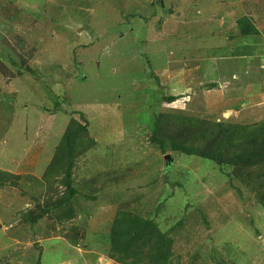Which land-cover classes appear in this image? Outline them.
<instances>
[{
	"label": "rangeland",
	"instance_id": "obj_1",
	"mask_svg": "<svg viewBox=\"0 0 264 264\" xmlns=\"http://www.w3.org/2000/svg\"><path fill=\"white\" fill-rule=\"evenodd\" d=\"M58 102L88 126L57 208L83 124ZM121 213L167 264H264V0H0V264H150L111 256Z\"/></svg>",
	"mask_w": 264,
	"mask_h": 264
},
{
	"label": "trees",
	"instance_id": "obj_2",
	"mask_svg": "<svg viewBox=\"0 0 264 264\" xmlns=\"http://www.w3.org/2000/svg\"><path fill=\"white\" fill-rule=\"evenodd\" d=\"M241 30L244 35H251L255 33L253 27L251 26L248 19H243L240 21ZM157 82V80H154ZM167 103H172L175 101L174 97H169ZM62 104L59 102L54 106L52 111L43 110L44 113H58L61 112L65 116H77L78 119L83 123L82 126L71 129L65 134L64 145L66 150L61 153L67 157V166L64 170V175L62 179V185L66 191V197L63 199L56 207H60L73 199L76 195V190L72 186V169L74 166L73 162V153L74 149V139L77 135L81 133L87 132V122L82 118L79 113H68L62 109ZM159 124L155 123V128L152 131L151 141L156 144L160 152L164 155L166 153V147L169 146L172 151L180 152L186 156H197L204 160H209L215 163L218 166L222 165V158L218 155L213 154L212 152H203L198 149H187L183 146L176 144L175 142H169L168 144L165 140L159 136ZM226 141H230L228 137L225 136ZM58 150L57 152H59ZM57 153L55 156H61ZM242 153L240 154V156ZM251 154L248 156V158ZM245 156L242 158L244 160ZM48 214V209L43 210L41 215L30 221L31 225H34L41 219L43 216ZM184 222V218L182 217L172 228L177 229L182 227ZM111 242V249L113 257L115 256L119 262L124 261L126 257H132L134 262L138 261L139 256H141V249L146 246V244L151 245V252L148 254V258L150 260V264H167L168 256H169V246L170 240L168 238V234H161L157 231V227L152 225L149 221L143 220L139 217L132 216L126 213L119 214L111 227V231L108 234ZM39 264V261L36 263Z\"/></svg>",
	"mask_w": 264,
	"mask_h": 264
},
{
	"label": "water",
	"instance_id": "obj_3",
	"mask_svg": "<svg viewBox=\"0 0 264 264\" xmlns=\"http://www.w3.org/2000/svg\"><path fill=\"white\" fill-rule=\"evenodd\" d=\"M170 158H171L170 156H165V157H164V161L168 163L169 160H170Z\"/></svg>",
	"mask_w": 264,
	"mask_h": 264
}]
</instances>
